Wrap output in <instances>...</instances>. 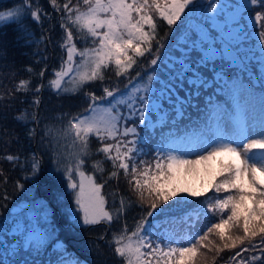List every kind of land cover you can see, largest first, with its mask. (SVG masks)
<instances>
[{"label": "snow or ice", "instance_id": "1", "mask_svg": "<svg viewBox=\"0 0 264 264\" xmlns=\"http://www.w3.org/2000/svg\"><path fill=\"white\" fill-rule=\"evenodd\" d=\"M49 2L56 12L62 13L60 28L63 36L59 47L64 51L59 67L53 69L52 78L48 81V87L53 92L58 95L75 94L89 83L110 80V77H106L110 70L117 81L121 77L127 79L123 90L117 83L111 88L104 86L101 96H97L95 92H86L88 105L82 112L72 115L62 113L53 118L61 122L67 118L66 126L61 128L47 123L41 127L37 109L41 103L38 94L44 87L43 84L30 89L31 81L21 80L17 85L16 91L34 93L31 111L24 109L14 117L26 126L32 124L27 130L28 138H35L39 134L43 144L45 141L51 143L58 137H72V146L76 151L63 157L62 167L57 171H63L67 177V187L74 192L75 221L84 225H96L101 221L111 224L114 219L119 221L128 210L138 207L140 215L135 219L133 227L129 229L125 221L109 242V247L121 258L122 264H207V254L213 250L217 256L224 250H236L230 257L235 264H264V151H253L264 149V139L243 143L248 139L250 131L264 137V94L261 95L262 119L259 129L255 124L249 128L246 115L249 101L239 94L235 82L230 84L225 80V90L232 95L234 106L244 117L242 122L236 124L237 130L232 136H219L213 142L216 146L205 155L198 156L195 161L164 149H157L151 160L143 158L148 153L144 151V138L138 131L137 122L146 123L147 114L155 107V101L161 100L169 89L168 85H164V91L157 95L156 88L159 85L154 80L155 68L145 76L140 71L132 76L131 71L139 59L146 56L152 57L150 65L158 64L161 48L167 38V33L165 37H160L159 27L166 24L171 31L177 21L183 23L182 17L187 12L194 11L198 0H75V3L73 0H65L62 6L57 0ZM33 3L35 0H23L20 7L0 11V23H19L27 16L40 21L42 15L45 18L49 16L38 5L33 10ZM248 6L264 8V0H245L241 5ZM208 8L214 12L217 5L210 3ZM261 19H264V14L256 11L254 23ZM21 31L24 32L26 43H32L31 33L24 29ZM259 37L264 41V32ZM78 42L83 47H78ZM192 47L201 48L202 62L216 56V50L210 43L206 44L203 38L200 45L193 40ZM41 59L46 61L47 56H41ZM39 62L38 60L37 63ZM46 68L47 64L39 71L40 77L45 75ZM27 70L32 71L31 68ZM198 79L193 74L189 83L196 86ZM203 83L206 81H201V86ZM168 98L172 99L171 96ZM2 99L0 96V100ZM178 103L179 109L172 106L175 117L183 114V103ZM212 103L209 98V104ZM101 111L104 115L98 118L97 113ZM93 137L99 143L95 153L91 151ZM99 153L103 157L92 161L93 174L86 173L84 169L87 161ZM221 155L229 156V160L220 162L217 173L219 179L210 182L202 190L196 191L173 183L181 166L210 161ZM3 159L15 166L20 156L5 154ZM27 159L30 160V173L25 178H34L40 171L41 158L32 153ZM105 160L110 161L112 167L108 172V179L119 182L123 175L128 191L135 194V200L128 197L126 201L121 196L115 216L105 209L106 200L102 194L105 185L97 183L94 174L105 171ZM0 177L7 183L8 177L4 175L2 168ZM16 188L21 190L24 184L17 181ZM209 189H213L214 193H225L223 197H205L203 202L206 205V208L202 207L204 215L208 217L210 213L211 217L208 219L217 218L218 222L206 226V231H202V234L194 232V225H189L187 238L169 235L166 227L171 222L167 214L172 206L169 201L177 206L188 205V197L204 196ZM183 193L187 195H182ZM199 215L197 212V218ZM158 216L165 217L164 221L153 223ZM210 237L218 238L219 243ZM39 242L40 239L36 238L35 243L38 245ZM27 243L31 244L33 240L29 239ZM257 251L259 255L256 254ZM58 264H79V261H73L61 252Z\"/></svg>", "mask_w": 264, "mask_h": 264}, {"label": "trees", "instance_id": "2", "mask_svg": "<svg viewBox=\"0 0 264 264\" xmlns=\"http://www.w3.org/2000/svg\"><path fill=\"white\" fill-rule=\"evenodd\" d=\"M57 2L62 6L65 0H57ZM73 2L75 3V0ZM22 3L23 0H0V11L20 7ZM210 3L217 5L214 12L208 8ZM244 3V0H198L194 11L187 12V15L182 17L183 23L177 21V25L172 26L171 31L166 24H161L159 27L160 37H165L167 33V38L164 40V47L161 48V59L158 64L150 65L149 61L152 57L146 56L140 58L138 64L131 71L132 76L136 71H140L142 76H145L155 68L154 80L159 87L165 84L162 79L163 77L167 78L168 74H172L169 79L174 80V87H168L169 91L161 100H157L159 103L150 112L151 121L147 120L140 126L139 132L144 138V151L148 153L144 159L151 160L156 152L155 144L164 143L169 135H188L192 131L210 133L215 121L223 113L230 112L235 107L232 95L225 90V80L230 84L235 82L238 91L247 87L256 95L264 94V57H258L264 49V41L259 37V34L264 30L254 31L255 28H253L251 32H248L249 26H256L252 19L255 12L260 11L264 14V8L243 7L238 16L232 20L228 19L231 11ZM37 5L49 14L47 18L42 15L40 21H35L27 16L19 23L15 21L0 23V96L3 97L0 100V168L8 177L7 183L4 182L3 177H0V264H12L19 257V254H16L17 250L19 253L29 254L28 259H22L27 264H58L61 252L73 261L78 260L79 264H122L121 258L114 254L113 249L109 248L107 239L102 240L101 236L105 234L110 236L112 230L119 232L125 221L131 229L135 219L139 218L140 209L134 207L128 210L119 221L114 219L111 224L104 222L92 227L90 225H73L70 211L63 202L68 201L65 195L68 196L71 189L67 187L68 181L63 171H57L62 164V162L58 164L57 161H61L62 156L57 145L53 143L54 139L51 143L45 141L42 144L39 134L35 138H28L27 130L32 127V124L26 126L16 121L14 117L24 109L31 111L30 106L34 98L32 91H16L21 80H30V89H34L37 84L44 85L38 94L41 103L37 112L41 120V127L47 123L55 124L57 128H61L67 118L62 122L53 118L62 113L75 114L84 105H88L86 92L102 95L104 86L112 87L117 83L123 90L127 79L121 77L117 81L114 73L111 75L108 71L106 77H110V80L89 83L75 94L58 95L53 92L48 87V81L52 78L53 69L59 67L60 58L64 55V51L59 47L63 36V30L60 28L62 13L56 12L49 0H35L32 9L35 10ZM216 20L223 22L221 28L216 25ZM232 25L239 26L237 35L231 37L228 34L225 38L224 32L229 30ZM258 26H264V19L258 21ZM199 28H205L211 38H203ZM21 29L31 33L32 43H26V37ZM249 35L256 47L250 49L253 57L248 59L244 54L245 51L242 50V40ZM43 37H47V39H42ZM202 38L206 44L210 43L216 50V56L207 62L201 61L203 55L201 48L192 47L193 40L197 45H200ZM225 43L234 49L236 47L243 57V61L231 63V57L225 53ZM77 46L83 47V44L78 42ZM41 56H47V60H42ZM38 60L39 63H37ZM200 63L208 65L206 71H199V67L202 66ZM45 64H47L45 75L40 77L38 73L45 67ZM28 68H31L32 71L29 72ZM168 68L169 70H167ZM210 69L213 70L209 73ZM207 73H209L208 76H206ZM193 74L199 78L196 86L189 83ZM180 80H182V84H180ZM201 81H206V83L201 86ZM156 93L160 94L157 89ZM169 96L172 99H169ZM209 98H211L212 104H209ZM245 99L249 101L250 98L246 97ZM178 101L183 103V114L175 117V110L172 106L175 105L176 109H179ZM253 104L256 105L257 101H254ZM98 147V141L94 137L91 138V151L95 153V149ZM32 153H36L41 158L40 171L34 178H25L30 173L28 167L30 160L27 158ZM5 154H18L20 160L15 162L14 166L13 163L3 159ZM102 157V153L93 155L87 161L85 169L93 174L92 161L101 160ZM103 167L105 169L103 173L96 172L94 174L99 182L104 183L107 207L115 216V209L120 205L121 196H124L126 201L128 197L135 200V194L128 191V185L123 175L119 182L116 179H108V172L112 170L110 161L105 160ZM17 181L24 184L23 189L17 190ZM214 195L223 197L225 193H214L213 189H209L204 196L197 197L196 203H193L191 207L168 211V218L171 220L166 225L168 234L175 235L177 238H187L189 225H194V229H192L194 232L202 234V231H206V226L218 222L217 218L209 220L208 217H211V214L209 213L206 217L202 211V207L206 208V205L203 204L205 197ZM44 203L50 206L51 214L50 220L46 221L43 226L48 227L52 238L43 251L30 254L29 251L24 250V244L17 245L14 242L21 240L24 243L26 236L33 230L34 217L41 216L42 211L45 210ZM197 212L200 213L199 218L196 216ZM75 216L76 213L72 217L75 218ZM164 219L165 217L158 216L153 223H162ZM88 227L90 228L88 229ZM100 229L104 230L103 233L100 232ZM105 229H108L107 233H105ZM89 230L92 232H87L86 237L98 240L102 247L95 251L92 249L91 253H87L85 247L81 252L77 251L70 243L73 241L70 239V235ZM12 239L14 242H11ZM235 251L224 250V254L217 264H222L220 262L231 263L230 257L234 255ZM92 256L96 258V263L90 260Z\"/></svg>", "mask_w": 264, "mask_h": 264}, {"label": "rangeland", "instance_id": "3", "mask_svg": "<svg viewBox=\"0 0 264 264\" xmlns=\"http://www.w3.org/2000/svg\"><path fill=\"white\" fill-rule=\"evenodd\" d=\"M242 9H243V7H241V5L236 7L235 9H233V11H231V13L229 14L228 19L232 20L233 18L238 16V14L240 13V11ZM254 17L255 16L252 17L253 22H254ZM255 24L257 27L256 26H249L248 32H251L253 30V28H255L254 31H256L258 29H264V26H262V27L258 26V22H255ZM216 25H218L219 28H221V26L223 25V22H220V20L219 21L216 20ZM238 28H239V26L232 25V27L229 30L224 32V37L227 38L228 34L231 37L237 35ZM199 30H200V34L203 38H211L210 33H208V31L205 28H199ZM242 45H243L242 50L245 51L244 54L247 56V58L249 59L250 57H253V54L250 51V49L253 47H256V46L253 44L250 35L248 37H245L242 40ZM263 52H264V49L262 52H260L262 54L258 55V57L263 58L264 57ZM225 53H226V55L231 57L230 58L231 63H240L241 61H243V57L236 50V47L234 49V47H231L230 45L227 46V43H225ZM199 55H197V56H199ZM200 64H202V66L199 67V71H206L208 65L205 63H200ZM167 70H169V68ZM211 70H213V69H210L209 73L211 72ZM209 73H207L206 76H208ZM110 74L111 75L113 74V72L111 70H110ZM171 76H172V74H168L167 78L163 77L162 80L165 81V84H162V85H160L159 88H156L160 93H161V91H164V88H163L164 85H168V87H172V88L174 87V84H173L174 80L169 79V77H171ZM180 84H182V80H180ZM97 96H101V95H97ZM158 103H159V101H158ZM158 103L156 100L155 105H157ZM85 108H87V105L86 106L84 105L80 111L82 112ZM80 111H78L76 113H79ZM236 113H238V111ZM103 115H104V113L102 111L97 113L98 118L102 117ZM246 115H247V123L249 125V128H251V126L253 124H255L256 128L259 129L260 120L262 119V113L261 112L259 113V111H257L255 108H248ZM147 116H148V120L151 121V119H150L151 113H148ZM243 119H244V117L240 114V112L238 114H235L232 116L225 114L218 121L216 133L213 137L197 138L195 135H191L188 140H185V138L175 136V137H171L163 146L157 145V147L160 149H164L165 151H175L178 155H182V158L195 161V160H197L198 156L205 155L206 152L212 150V147L216 146L213 142L216 141L219 136H221V135L232 136L233 133L237 130L236 124L238 122H242ZM137 123H138V131H140L141 124H139V122H137ZM66 124H67V120L64 122L63 126H66ZM261 139H264V137H261L259 134H252L250 131L248 133V139L244 140L243 143H249L251 140H261ZM225 142H227V141H225ZM53 143L57 145L59 152L62 156V159H63V157L68 156L69 153L76 151V149L72 146L71 135L67 136L66 138L58 137L57 139H54ZM206 145H208V147H205ZM235 146L236 145H233V147H235ZM200 149H204V150L201 151ZM241 151H242V149H241ZM253 151H264V149H254ZM62 159H61V162L63 163ZM228 160H229V156L221 155V156L215 157L213 160H210V161H206V162L202 161L200 163L181 166L177 170V173L175 175L173 183L180 186V187H187V188H190L192 190L200 191L203 189V187H206L210 182H213L214 180L219 179V176H217V173L220 170V162L221 161L227 162ZM60 166L62 167V164H60ZM188 166H190L192 168H190ZM84 170L86 171V173L91 174L86 169H84ZM75 178L79 179L78 177H75ZM96 182L102 183V182H99L97 180V178H96ZM102 194L104 195L105 200H106L105 209L107 211H109V209L107 207V197L105 196L104 189H102ZM182 195H187V194L183 193ZM65 197H67L68 201H63V202H64L65 207H67L68 210L70 211V214H72L71 215L72 224L75 226L84 225L83 223L76 222L75 218L72 217L75 213L74 210L76 209L75 200H74V192L72 190H70L69 195L68 196L65 195ZM196 199H197V197H188L189 204L188 205L181 204L179 206L174 205V204H172L171 201H169V204L172 206L170 209L167 210V212L172 211V210H174V211H177L180 209L183 210V209L188 208L189 206L191 207V205L193 204V201H196ZM162 207H166V206L162 205ZM44 208H45V210L42 211L41 216L38 215L39 217H37V215H36L34 217V219H33L34 220L33 221L34 227H33V225H32V227H33V230H35V231L32 230L29 233V235L26 236V238L24 239V243H22L21 240H17L15 242L13 239L11 240V242H14L17 245L18 244H24V250L29 251L28 253H30V254L43 251L46 248L47 244L51 241V238H52L51 231L48 229L47 226H43V224L46 221L50 220L51 209H50V206L46 205V203H44ZM104 222L105 221H101V223H104ZM92 226H95V225H90V227H92ZM90 227H88V229ZM103 231L104 230L100 229L101 233H103ZM107 231H108V229L107 230L105 229V233H107ZM87 232H92V230L84 231V232L79 231V232H76L73 234L70 233L71 234L70 239L74 241V242L70 241V243H71L72 247L76 248L77 251H79V252H81V250H83L82 248H84V247H85V251L87 253H91L92 249L95 251V249L102 247V245L98 242V240L95 241L94 239L87 238L85 235ZM114 233H118V232H115L114 230H112L110 236H107V234H105V235L103 234L104 236H101L102 237L101 239L102 240L107 239V243L109 246V242L112 240V236ZM36 238L40 239V242L38 245L35 243ZM29 239H32L33 243H31V244L27 243V241ZM210 239L214 240L216 243H219V240L216 237H210ZM109 248L112 249V247H109ZM223 252L224 251L220 252V254L218 256L214 250L211 252H208L207 264H217L219 262V260L222 258L223 254H224ZM16 254H19V257L12 264H18V263L27 264L22 259L23 258L28 259L29 254L27 255V253H25V252L19 253L18 250L16 251ZM256 254L259 255L260 253L257 252ZM213 257H216V259L213 260ZM90 260H92L95 263L97 262L96 258L94 256H92ZM230 261H231V259H230ZM220 263L225 264L224 262H220ZM228 264H235V262L232 261L231 263L229 262Z\"/></svg>", "mask_w": 264, "mask_h": 264}, {"label": "bare ground", "instance_id": "4", "mask_svg": "<svg viewBox=\"0 0 264 264\" xmlns=\"http://www.w3.org/2000/svg\"><path fill=\"white\" fill-rule=\"evenodd\" d=\"M194 160V159H193ZM188 167H190V166H188ZM190 168H192V167H190ZM194 169V168H193Z\"/></svg>", "mask_w": 264, "mask_h": 264}]
</instances>
